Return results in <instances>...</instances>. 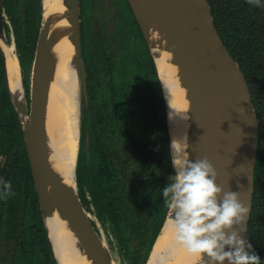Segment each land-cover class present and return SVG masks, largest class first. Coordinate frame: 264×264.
Returning <instances> with one entry per match:
<instances>
[{"label": "water", "instance_id": "95a60500", "mask_svg": "<svg viewBox=\"0 0 264 264\" xmlns=\"http://www.w3.org/2000/svg\"><path fill=\"white\" fill-rule=\"evenodd\" d=\"M163 1L172 3L166 20L171 22L173 27L169 29L162 26L161 33L168 35L172 44L177 43L175 46L171 44L169 50L179 56L178 59L172 60L173 64L188 69L185 81L187 88L191 91L189 117L193 119L192 125L196 129V132L189 137L190 150L195 151L189 159L206 157L217 171L216 183L222 190L238 192L239 200L249 209L243 224L245 231H242V235L247 239V227L253 202L258 120L246 80L214 26L208 0ZM126 2L138 24L158 75L145 39L143 25L145 11L139 6L137 0H126ZM79 3V0H63V4L69 10L66 21L72 27L67 39L73 45L75 85L79 84L83 101L87 102L86 75L81 57ZM2 16V0H0V59L3 76L10 103L17 114L22 131L43 224L44 219L52 214L53 208H56L61 218L68 222L78 239L81 250L87 257L95 264H107V261L112 258L111 253L102 234L94 228L89 219L77 193L76 179H74V187H65L62 179L50 170L47 160L44 115L47 89L53 75V61L48 53L54 44L53 36L47 35L50 23L42 22L40 16L28 98L24 91V99L17 100L10 91L6 78L1 42L8 43L3 30ZM21 85L23 87L22 77ZM160 86L162 90L161 83ZM162 95L168 124L163 92ZM168 214L169 211L165 217ZM49 243L51 247L50 240Z\"/></svg>", "mask_w": 264, "mask_h": 264}, {"label": "rangeland", "instance_id": "374dc122", "mask_svg": "<svg viewBox=\"0 0 264 264\" xmlns=\"http://www.w3.org/2000/svg\"><path fill=\"white\" fill-rule=\"evenodd\" d=\"M79 2L80 23L82 20H85L84 38L87 43L86 54L88 55V67L86 71H100L104 76L102 81H97L91 85L95 90L92 93L93 105H98V103L102 104L99 110L105 113L109 112L104 102L100 101L107 100L110 106L113 105L112 95L109 93L112 84L111 81L121 80V75L125 78L123 81L127 82L126 88L134 89V95L147 92L149 96L151 95L150 102L156 100L154 106L158 107L160 98L162 100L163 95L162 93L160 95V89H158L155 78L151 74L149 75V70L152 71V69L145 51L146 45L139 38L138 30L140 29L137 22L134 23L132 20V12L126 0H79ZM10 4L16 26L14 25L13 27L12 20L4 12L3 6L2 25L4 24L3 30L7 43H14V53L17 57L21 58L22 63H20L19 58L17 59L23 82V91H25L26 98H28L30 72L38 32L34 40L26 21L27 0H10ZM84 12L85 17L83 16ZM43 19L44 11L42 9L41 20ZM39 26L40 20L38 30ZM164 26L166 28L173 27L167 26L166 23ZM128 29L131 31V35L125 34V31ZM16 37L19 38V44L17 43L19 47L15 44ZM133 37L137 38L138 41L129 42ZM133 44L138 47L137 53H132L131 48ZM30 49H32L31 54ZM128 53L129 56L131 55L130 60H128L133 62L134 65L132 66V63L127 61V64L132 67L127 74V68H124L126 59L123 55H127ZM96 62L100 65V69L98 70H95L98 68ZM143 66L148 69V79H150L148 85L140 82V80L145 79V73L142 74L141 71ZM147 88L153 89L149 91ZM76 92L80 137V109L83 97L79 84ZM106 94L107 96H104ZM129 101L132 100L129 99ZM148 110L150 109L144 111L145 123L151 120L152 117L151 111L148 113ZM126 113L127 111L121 110L118 114L120 116ZM109 123L114 127V131L117 130L121 135L120 138H113L111 136L104 137L105 140L111 141L110 145H108L110 146V150L112 152L116 151L120 155L118 175L119 180L123 183V187L120 186V188L126 191L128 189L127 187L132 184V189L127 193L130 201L127 202V205L118 206L123 218L121 216L122 219H120L119 214L116 212L110 216L104 207L93 201L91 191L89 190L91 188L90 178L92 173L87 175V180L82 181L80 188L76 184L77 193L79 195L80 191L83 192L79 197L88 213L92 225L102 234L105 244L111 253V261L114 264H135L136 260L140 258L141 264H146L154 243L152 240L153 228L159 222L162 214L164 212L167 214L169 211L162 204L147 205L148 197H155V193L166 186L168 177L175 174L171 162L169 138L167 141L166 137V134L168 135L166 115L165 120L160 124L159 128L161 131L157 135L153 147L146 150L142 146L136 147L138 146L137 143L140 137L144 138L149 136L145 131L146 127L144 128L143 135H141V129V133L138 131L137 135L133 136L135 140L137 139L133 142L130 139H126L118 126V121L115 120ZM20 153H23L22 149L14 145L0 155V180L9 181L11 184V194L0 198V264H18V262L19 264H43L44 256H42L43 259L37 257L38 261L34 262L35 258L33 260V257L35 256V252L29 247V244L36 242L38 238L36 222L42 216L41 212L38 213L35 211L37 213L32 214V211L25 208L27 205L23 206V199L27 201L29 197L23 195L19 186L23 182V179H21L23 168L21 162L17 160L16 155ZM90 154L87 149L85 153L86 162L90 166L93 164V169L96 171L98 162L97 154L93 153L91 159L89 158ZM0 190H3L2 185H0ZM30 240H33V242L31 243ZM44 264H47V261Z\"/></svg>", "mask_w": 264, "mask_h": 264}, {"label": "trees", "instance_id": "16d2710c", "mask_svg": "<svg viewBox=\"0 0 264 264\" xmlns=\"http://www.w3.org/2000/svg\"><path fill=\"white\" fill-rule=\"evenodd\" d=\"M208 3L213 17L214 26L223 44L233 59L237 62L244 75L251 95L255 115L258 120V144L254 172L253 202L247 227V240L251 242L254 251L260 255L261 264H264V8L251 6L246 0H208ZM2 6L4 12L7 13L9 18H11L13 27L14 25L16 26L13 12L11 11L10 0H2ZM40 16V0H27L26 21L34 40L38 32ZM131 17L134 23H136L133 14ZM125 34L131 35V31L128 29L125 31ZM138 35L144 44L140 30H138ZM136 39L137 38L133 37L129 42H135ZM17 43L19 44L18 37H16L15 44L19 47ZM85 44H87L86 40ZM133 45L131 48L132 53H137L138 47H133ZM145 51L149 59V65L152 69V71L149 70V75L151 74L155 78L161 95V86L147 46ZM31 53L32 49H30V54ZM86 53L85 46V52L81 48V57L83 61L88 58ZM127 55L123 56L124 58L126 57V65L124 68H127L128 74L132 67L127 64L131 55L129 56V53ZM19 60L20 63H22L21 58H19ZM131 63L133 66V62ZM85 64L86 62L84 63V67ZM96 65H98V68L95 70L100 69L99 63L96 62ZM86 70L87 69L85 68L88 101L84 102L82 100L80 109V137L75 169L76 184L80 188L82 181L87 180V175L92 173L90 178L91 188H89V190L91 191L93 201L104 207L110 216L116 212L119 214L120 219H122L123 216L119 211L118 206L127 205V202L130 201L127 193L132 189V184L127 187L128 189L126 191L120 188V186L123 187V183L119 180L118 175L120 155L117 154L118 152H112V150H110V146L108 145H110L111 141L105 140L104 137L111 136L113 138H120L121 135L117 130L114 131V127L109 122L115 120L118 121V126L122 130L126 139H130L133 142L137 140H135L133 136L137 135L138 131L141 133V129V135H143L144 128L146 127L145 131L149 136L144 138L140 137L137 143L138 146H136H142V148L146 150L153 147V143L161 131L159 127L163 120H165V106L163 99L161 100V98L158 107L154 106L156 100L150 102L151 95L149 96L147 92H141L134 95V89L126 88L127 82L123 81L125 80L124 76L119 74L121 80H116L118 82L114 80L111 81L112 84L109 93L112 95L113 105L110 106L107 100L100 101L104 102L106 109H109V112L105 113L102 110L100 111L99 109L102 104L98 103V105H93L92 103V93L95 90L91 85L92 83L95 84L97 81H102L104 76L100 71L92 72ZM147 70L148 69L145 68V66L142 67L141 71L142 74L145 73V79L140 80V82H144L148 85L150 79H148ZM147 89L151 91L153 88ZM104 96H107V94ZM129 99L132 101H129ZM146 109H150L148 110V113L151 111L152 115L151 120L147 121V123H145L146 120L144 119V111ZM121 110L127 111V113L119 116L118 113ZM22 137L17 114L13 110L9 100L0 59V155H2L6 149L14 145L22 149L23 153L16 155L17 160L21 162L23 168L21 178L23 179V182L19 186L23 195L29 197L27 201L23 199L22 202L23 206L27 205V207H25L27 210L32 211V214H36L37 212H40V209L38 208L37 195L34 189ZM166 137L168 141L167 134ZM86 147L89 154L92 152L89 155L90 159L93 153L97 154L98 162L96 165V171L93 169V164L90 166L86 162ZM168 179L165 185L170 182ZM82 193L83 192L80 191L79 195H82ZM148 198L147 205H155L158 203L162 204V206H166L164 204L162 188L159 189V192L155 193V197L151 196ZM165 214V212L162 214L159 222H157L153 228V242L160 230ZM37 228L38 238L36 242L32 243L33 240H30L32 244H29V247L35 252V256L33 257V260L35 258L34 262L38 261V258L43 259L42 256H44V263L47 261V264H56L42 218L36 222V229ZM135 264H141L140 258L136 260Z\"/></svg>", "mask_w": 264, "mask_h": 264}, {"label": "bare ground", "instance_id": "6f19581e", "mask_svg": "<svg viewBox=\"0 0 264 264\" xmlns=\"http://www.w3.org/2000/svg\"><path fill=\"white\" fill-rule=\"evenodd\" d=\"M41 2V10L44 11L42 22L50 23L47 35L53 36L54 40L48 53L53 61V75L47 89L44 115L46 155L50 170L62 179L65 187L72 188L75 184L79 142L73 45L67 39L72 27L66 21L69 10L63 4V0H41ZM137 2L145 11L143 23L145 39L154 59L165 98L169 148L173 138L188 145L186 151L190 152V157L195 151L190 150L189 137L196 132V129L192 125L193 119L189 117L191 91L185 81L188 69L173 64L172 60L178 59L179 56L169 52L172 43L168 36L161 33L165 23L169 27L173 26L166 20L172 3L163 0H137ZM61 15L62 17L58 18ZM176 44L174 42L172 46ZM1 47L9 89L17 100H23L24 91L18 57L14 53V43L5 44L2 41ZM170 112H173L172 119L169 118ZM44 226L57 264H95L81 250L68 222L61 218L56 208H53L52 214L44 219ZM204 258L207 259V256L205 255ZM146 262L147 264H198V258L175 240L174 232L170 228L169 214L165 217ZM107 264L114 263L109 259Z\"/></svg>", "mask_w": 264, "mask_h": 264}, {"label": "clouds", "instance_id": "9594fccd", "mask_svg": "<svg viewBox=\"0 0 264 264\" xmlns=\"http://www.w3.org/2000/svg\"><path fill=\"white\" fill-rule=\"evenodd\" d=\"M246 2L264 8V0ZM169 118H174L173 112ZM187 147L172 138L170 156L175 174L162 189L175 240L198 258V264H261L260 255L242 235L248 207L237 191L224 192L216 183L217 171L206 157L189 159ZM0 185V198L11 194L9 181L0 180Z\"/></svg>", "mask_w": 264, "mask_h": 264}, {"label": "flooded vegetation", "instance_id": "af4514ba", "mask_svg": "<svg viewBox=\"0 0 264 264\" xmlns=\"http://www.w3.org/2000/svg\"><path fill=\"white\" fill-rule=\"evenodd\" d=\"M129 6V5H128ZM129 9H130V7H129ZM130 11H131V9H130ZM83 16L85 17V12H84V14H83ZM85 20H82L81 21V23H80V40H81V48L83 49V51L85 52V46H87V44H85ZM136 41H138V39H136ZM135 41V42H136ZM137 47V45H133V47ZM124 48V47H123ZM129 51V50H128ZM128 56V55H127ZM126 58V57H125ZM84 61L86 62V64H85V67H86V69H87V67H88V59H84Z\"/></svg>", "mask_w": 264, "mask_h": 264}]
</instances>
